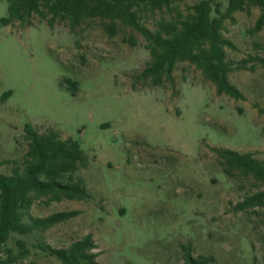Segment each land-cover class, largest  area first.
I'll return each mask as SVG.
<instances>
[{"label":"rangeland","instance_id":"374dc122","mask_svg":"<svg viewBox=\"0 0 264 264\" xmlns=\"http://www.w3.org/2000/svg\"><path fill=\"white\" fill-rule=\"evenodd\" d=\"M197 1L176 0L146 24L153 30L158 18ZM260 12L252 6L224 22V36L236 45L225 48L226 58L245 59V68L228 75L244 95L238 100L218 95L187 61L176 64L173 84L145 85L138 74L150 59L146 41L128 26L111 35L99 19L74 32L63 23L0 22V172L22 162L26 123L77 140L87 158L79 174L89 198L31 207L36 216L79 211L42 233L47 243L66 246L91 233L100 264H177L184 246L213 255L214 264L264 262V207L234 209L256 187L245 177L229 183L212 150L264 159V67L251 58L264 56V25L249 32ZM6 14L0 0V19ZM128 36L135 46L124 41ZM63 79L76 80L77 90ZM11 237L8 244L20 238L30 248L12 264H59L34 247L35 236Z\"/></svg>","mask_w":264,"mask_h":264},{"label":"trees","instance_id":"16d2710c","mask_svg":"<svg viewBox=\"0 0 264 264\" xmlns=\"http://www.w3.org/2000/svg\"><path fill=\"white\" fill-rule=\"evenodd\" d=\"M176 0H6L7 14L1 24L26 28L45 22L51 28L66 24L70 32L90 20L99 19L109 34L117 32V25L139 31L145 38V49L150 59L138 74L148 80L145 85L160 87L173 84L172 71L179 62H189L210 81L215 92L233 99H243V93L230 82L229 73L245 68V59L238 63L226 58L225 48L236 45L224 36V22L233 20L234 13L249 10L252 6L261 12L249 32L259 31L264 25V0H199L177 12L173 17L158 18L151 30L146 22L156 12L170 11ZM181 1V0H177ZM130 45H136L133 36L124 37ZM252 60L264 67V56H252ZM73 86L78 82L63 79ZM8 93L2 95L4 98ZM27 149L22 162L13 165L9 173L0 172V264H12L30 255L24 239L16 238L8 244L12 235H33L34 247L52 256L59 264H100L94 249L97 247L91 233L73 239L68 245L55 247L44 240L42 233L56 224L66 222L79 213L78 210L54 211L47 215L31 214L32 205L38 201L45 205L62 200H83L90 197L79 171L86 167L87 158L77 140L62 139L53 129L38 131L26 123L23 127ZM225 178L234 183L240 177L248 178L256 190L234 205L236 211L264 207V159L252 152H240L230 148L212 147ZM1 165V162H0ZM258 187V188H257ZM4 255V256H2ZM213 255L192 254L184 246L182 261L177 264H214ZM254 264H264L254 258Z\"/></svg>","mask_w":264,"mask_h":264}]
</instances>
